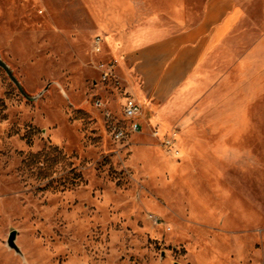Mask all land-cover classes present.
Here are the masks:
<instances>
[{"label":"rangeland","instance_id":"obj_1","mask_svg":"<svg viewBox=\"0 0 264 264\" xmlns=\"http://www.w3.org/2000/svg\"><path fill=\"white\" fill-rule=\"evenodd\" d=\"M205 1L0 0V264H264V0L163 101L124 60Z\"/></svg>","mask_w":264,"mask_h":264},{"label":"crops","instance_id":"obj_2","mask_svg":"<svg viewBox=\"0 0 264 264\" xmlns=\"http://www.w3.org/2000/svg\"><path fill=\"white\" fill-rule=\"evenodd\" d=\"M238 17L233 0H206L192 27L130 49L124 55L140 96L163 101L180 88L229 32Z\"/></svg>","mask_w":264,"mask_h":264},{"label":"water","instance_id":"obj_3","mask_svg":"<svg viewBox=\"0 0 264 264\" xmlns=\"http://www.w3.org/2000/svg\"><path fill=\"white\" fill-rule=\"evenodd\" d=\"M0 68L5 72L6 76L9 78V80L15 85V87L18 89V91L20 92V94L22 96H25V93L21 90L18 82L16 81V79L14 78V76L11 74V71L8 69V67L6 66V64L0 59ZM42 93V92H41ZM38 94L37 96H34V97H31L29 99L31 100H36L40 95ZM14 240H15V232H11L8 239H7V242H6V246L13 250L15 253H19L18 251V248L15 246L14 244Z\"/></svg>","mask_w":264,"mask_h":264},{"label":"built area","instance_id":"obj_4","mask_svg":"<svg viewBox=\"0 0 264 264\" xmlns=\"http://www.w3.org/2000/svg\"><path fill=\"white\" fill-rule=\"evenodd\" d=\"M138 113H139V106L136 104V102L134 100L127 99L123 107V115L128 119H132L135 116H137ZM132 128L133 131H137L138 125L134 124ZM114 137L118 140L122 137V133L119 131H115Z\"/></svg>","mask_w":264,"mask_h":264}]
</instances>
